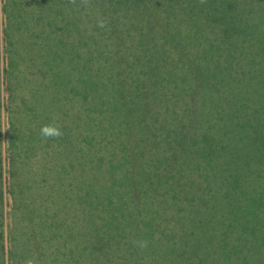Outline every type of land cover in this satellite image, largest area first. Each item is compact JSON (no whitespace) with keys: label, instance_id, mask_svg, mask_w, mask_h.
<instances>
[{"label":"trees","instance_id":"obj_1","mask_svg":"<svg viewBox=\"0 0 264 264\" xmlns=\"http://www.w3.org/2000/svg\"><path fill=\"white\" fill-rule=\"evenodd\" d=\"M9 1L5 0L3 10L8 21L11 18ZM173 1L87 0V11L94 21L90 30L94 45L91 48L101 49L106 55L109 51L105 50L104 40L121 33L118 22H107L98 30L103 18L118 14L126 20H134L147 14L143 29L149 28L147 34L161 46V52L168 58L166 64H176L171 78L165 79L156 72L158 76L153 81L127 78L104 82L93 79L92 74L93 94L85 99L86 115L90 119L85 124L89 189L88 198L82 200L88 206L87 216L90 215L91 241L103 246L108 256L116 259L114 264H264V96L227 95L231 91L245 92L250 87V92L261 93L252 81L236 82L238 87L233 89L227 88V83L209 82L207 94L213 96L185 94L178 97L179 92L171 90L179 87L182 92L187 86L180 83L185 66L200 64L189 46L193 35L185 37L183 33L184 21L177 20L176 25H170L161 36L157 29L165 27L155 29L162 19L163 6L172 15ZM177 1L185 11L210 6L203 12L193 13L192 17L200 26L202 38L209 29L225 32L224 42L218 45L216 58H212L216 64H264V0ZM173 29L175 33L171 32ZM256 37L260 40L257 47L235 45L234 48L235 38L253 40ZM85 43L88 44L86 40ZM10 60L13 64L8 109L20 111L22 107L23 114L20 81L14 75L16 71L20 75V64L13 56ZM104 62L119 64L109 59L103 61V58L92 64ZM187 82L191 85V80ZM166 88L168 95H160L159 90ZM57 101L67 102L62 96ZM66 109L67 106L63 111ZM61 116L58 118L62 124L49 122L50 128L56 126L59 134L53 138L59 143L56 142L57 150L50 154L48 166H56V171L63 175L66 167L74 169L76 166L68 150L74 144L75 127L67 110ZM11 121L18 137L13 147L27 150L33 145L38 150L32 154L40 155V145L45 138L42 128H39V138L31 140L29 135L24 140L14 118ZM63 125L69 130L62 128V132ZM216 129L221 133L214 137L212 132ZM66 137H70L69 144H65ZM1 142L0 132L2 182L6 164ZM19 157L21 161V154L10 157L13 180L8 189L17 207L23 208L25 221L30 223L35 220V211L28 220L24 201L30 186L36 189L37 181L28 184L17 180L15 166ZM19 170L25 178L27 171ZM29 173L37 178V171ZM61 189L60 198L66 196ZM4 191L0 185V221L3 223ZM62 200L66 202V198ZM174 214L178 216L176 220L172 219ZM173 221L181 225V231L173 228ZM2 222L0 264H16L12 252L14 244L9 247L6 243Z\"/></svg>","mask_w":264,"mask_h":264},{"label":"rangeland","instance_id":"obj_2","mask_svg":"<svg viewBox=\"0 0 264 264\" xmlns=\"http://www.w3.org/2000/svg\"><path fill=\"white\" fill-rule=\"evenodd\" d=\"M4 5L5 0H0V132L6 164L3 181L0 180V185L5 190L2 193L4 223H0H3L6 243L9 247L14 244L12 252L16 256V264H114L116 259L109 257L103 246L91 241L88 206L82 201L88 198L89 189V172L86 171L89 164V144L85 142V124L90 119L86 115L88 106L85 99L87 101L93 94L92 74L93 79L104 82H119L127 78L153 81L157 79L156 72L160 77L171 78L176 64H166L168 58L161 52V46L158 43L159 46L156 45L151 35L149 37V28L143 29L147 14L134 20H126L118 14L103 18L98 30L104 28L107 22H118L121 32L107 36L104 43L107 46L105 50L109 53L103 55L101 49L91 48L94 45L90 40V30L94 21L87 11V0H10V21L3 12ZM172 6V15L167 13L166 6H163L165 10H160L162 19L155 29L165 27L157 29L161 36L163 31L170 29V25L174 27L177 20L184 21L183 33L185 37L193 35L189 46L200 63L185 66L180 83L187 86L183 87L182 92L179 87L171 88L172 91L179 92L178 97L185 94L192 97H200L202 94L213 96L212 93L207 94V86L213 81L217 84L227 83L229 89L238 87L236 82L246 84L252 81L261 93L250 92V87L245 92L231 91L226 94L264 96V64H216L212 59L214 56L216 58L215 51H219L218 45H222L226 34L209 29L202 38L200 26L192 17L193 13L203 12L210 6H203L202 9L188 8L185 11L179 7L177 0L172 2ZM156 13L159 14L158 11ZM171 32L175 33L174 29ZM259 43L257 37L253 40L235 38L234 48L235 45L240 48L257 47ZM220 52L228 58V55H224L221 50ZM11 56L20 64V75H17L18 71L14 75L20 81L18 85L24 99L23 114L22 107L20 111L8 109L11 104ZM100 58L119 64H92ZM152 69L156 71H151ZM144 71L148 73L135 75ZM187 80H191V85ZM187 87L191 90H187ZM159 92L160 95H168L169 91L166 88ZM60 96L67 102L57 101ZM18 101L21 102L19 97ZM66 106L75 127L74 144L68 150L76 166L74 169L66 167L62 175L56 171V166H48L50 154L57 150V138L54 139V135H44L40 155L32 154L38 150L33 145L27 150L14 148L13 141L18 137L12 129L14 126L11 118L17 123L16 129L21 138L27 140L30 135L32 140L34 137L39 138L40 127H50L49 122L62 124L58 117H62ZM214 122L217 120L214 119ZM54 128L56 130V126ZM62 128L69 130L63 125L60 128L62 132ZM212 133L217 137L221 132L216 129ZM65 139V144L71 142L70 137ZM65 153L68 159V151ZM14 154H21L22 157L21 161L18 158L15 166L18 170L17 180L28 184L37 181L36 189L28 185L31 188L26 192L24 201L28 220L32 219L35 211V220L30 223L25 221L27 218L23 217V208L17 207L8 189L13 180L10 174V157ZM20 168L23 172L27 171L25 178L21 176ZM30 171H37V178ZM60 188L66 193L62 197L66 198V202L60 198ZM174 218L178 216L174 214L172 219ZM176 224V221L172 222L173 228L181 231V225ZM214 226L218 228L217 224H213Z\"/></svg>","mask_w":264,"mask_h":264},{"label":"clouds","instance_id":"obj_3","mask_svg":"<svg viewBox=\"0 0 264 264\" xmlns=\"http://www.w3.org/2000/svg\"><path fill=\"white\" fill-rule=\"evenodd\" d=\"M42 133L46 136L48 135H58L59 133L53 129V128H50V127H45L42 129Z\"/></svg>","mask_w":264,"mask_h":264}]
</instances>
